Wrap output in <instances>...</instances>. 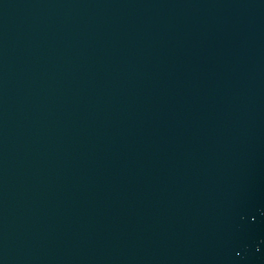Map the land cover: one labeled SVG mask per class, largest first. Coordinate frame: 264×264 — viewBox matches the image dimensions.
<instances>
[{
    "label": "water",
    "instance_id": "95a60500",
    "mask_svg": "<svg viewBox=\"0 0 264 264\" xmlns=\"http://www.w3.org/2000/svg\"><path fill=\"white\" fill-rule=\"evenodd\" d=\"M0 264H264V0H0Z\"/></svg>",
    "mask_w": 264,
    "mask_h": 264
}]
</instances>
